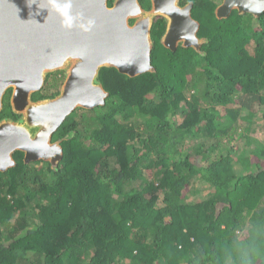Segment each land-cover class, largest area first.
<instances>
[{
	"label": "trees",
	"instance_id": "1",
	"mask_svg": "<svg viewBox=\"0 0 264 264\" xmlns=\"http://www.w3.org/2000/svg\"><path fill=\"white\" fill-rule=\"evenodd\" d=\"M191 1L205 55L165 49L157 19L156 72L103 69L106 105L53 136L57 170L16 152L0 172V264H264V15ZM9 93L0 122L20 118Z\"/></svg>",
	"mask_w": 264,
	"mask_h": 264
},
{
	"label": "water",
	"instance_id": "2",
	"mask_svg": "<svg viewBox=\"0 0 264 264\" xmlns=\"http://www.w3.org/2000/svg\"><path fill=\"white\" fill-rule=\"evenodd\" d=\"M151 9L140 0H71L73 28L64 27L51 11L48 0H0V113L10 92L12 112L19 120L0 122V172L16 166L14 154H24L25 164L46 162L54 170L64 158L54 134L77 110L106 105L109 92L99 80L103 69L136 78L156 72L152 64L151 31L159 18L167 22L161 44L174 51L201 52L200 24L192 17L193 4L181 0H150ZM234 11L254 18L264 15V0H223L216 18L227 19ZM95 22L88 33L79 24ZM64 73L59 94L34 100L48 77Z\"/></svg>",
	"mask_w": 264,
	"mask_h": 264
},
{
	"label": "clouds",
	"instance_id": "3",
	"mask_svg": "<svg viewBox=\"0 0 264 264\" xmlns=\"http://www.w3.org/2000/svg\"><path fill=\"white\" fill-rule=\"evenodd\" d=\"M48 4L51 11L62 18L64 27L71 29L75 26L76 19L70 15L72 8L71 0H48ZM94 24L93 20H88L86 23L81 22L79 27L83 32L88 33L92 30Z\"/></svg>",
	"mask_w": 264,
	"mask_h": 264
},
{
	"label": "flooded vegetation",
	"instance_id": "4",
	"mask_svg": "<svg viewBox=\"0 0 264 264\" xmlns=\"http://www.w3.org/2000/svg\"><path fill=\"white\" fill-rule=\"evenodd\" d=\"M222 2H223V0H218V4H217V6H220L221 4H222ZM189 3H192L193 4V2L191 1V0H188V1H186V2H184V0H181V2H180V5L182 6V7H184V6H186V5H188ZM193 6H194V4H193ZM216 12V11H215ZM234 12H237L238 13V11H234ZM216 15V14H215ZM232 15V14H231ZM166 31H167V27H166V30H165V32H164V35H165V33H166ZM164 35L162 36V38H161V40L163 39V37H164ZM164 47V46H163ZM165 48V47H164ZM181 48V44L174 50V51H171L170 49H168V48H165V49H167V50H169L170 52H172V53H175L176 51H178L179 49ZM55 75H56V81H57V83L58 84H56L57 86L56 87H59L60 86V88H61V86H62V84L64 83V80H65V76H62V74H59V73H55V74H53V75H50L49 77H48V80H49V78H50V80L53 82V78L55 77ZM61 83V84H60ZM47 84H49L48 82H47ZM47 84L45 85V87L43 88V90L42 91H44L45 90V88L47 87ZM60 88H59V90H60ZM58 89V88H57ZM49 91H52V92H55V91H57V90H53V89H49ZM51 92V93H52ZM8 94V93H7ZM10 94V93H9ZM10 96H11V94H10ZM35 96V95H34ZM34 96H33V99H34ZM9 100H10V97H9ZM35 100V99H34ZM53 142H60L61 144H62V142L61 141H54V140H52ZM62 146V145H61ZM23 162H24V164H25V157L23 156ZM15 163H16V161H15ZM46 162H43V161H41V162H36V163H32V164H34V165H36L37 164V166H39L40 165V167H42V166H44V164H45ZM47 164V163H46ZM49 164V163H48ZM16 167V166H15ZM39 167V168H40ZM52 167V166H51Z\"/></svg>",
	"mask_w": 264,
	"mask_h": 264
},
{
	"label": "rangeland",
	"instance_id": "5",
	"mask_svg": "<svg viewBox=\"0 0 264 264\" xmlns=\"http://www.w3.org/2000/svg\"><path fill=\"white\" fill-rule=\"evenodd\" d=\"M62 76H65L64 74H62ZM40 167V165L38 166V168Z\"/></svg>",
	"mask_w": 264,
	"mask_h": 264
}]
</instances>
